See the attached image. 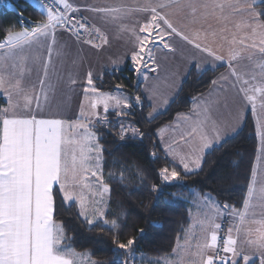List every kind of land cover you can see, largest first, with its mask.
<instances>
[{"label":"snow or ice","instance_id":"snow-or-ice-1","mask_svg":"<svg viewBox=\"0 0 264 264\" xmlns=\"http://www.w3.org/2000/svg\"><path fill=\"white\" fill-rule=\"evenodd\" d=\"M38 7L45 19L37 22L31 29L23 27L16 31L9 27L5 31L3 42H0V93L7 96L8 104L7 107L0 108V264H97L90 258V253L75 250L71 244L73 238L66 235L63 222L56 221L55 214L58 207L71 208L76 204L77 215L89 226L104 215L101 208L93 205L104 203V195L110 193L111 189L103 180V148L99 144L97 133L90 130L88 123H84L88 117L86 107L95 110L98 104L103 103L107 113L109 100H114L117 107L122 102L117 97L99 93L93 86L92 73L89 72L87 84L90 87L84 89L86 104H81L79 119L69 122L63 119L37 118L32 106L35 104L36 110H40L41 95L47 100V93L43 88V79L40 80V93L30 95L25 92L22 86L27 59L24 52L33 44L49 37L54 44L57 29L67 31L75 35L78 41L93 47L101 46L95 40L106 44L107 37L98 27L89 25L87 17L82 15L83 11H90L112 21H122L137 12L145 13L147 19L142 23L138 22V28L129 29L124 24L120 28L121 31H131L134 36L133 48L127 57L131 61V71L137 76L143 75L146 80L148 71L156 72L158 68L156 49L175 51L171 41L176 37L206 53L214 61L225 59L200 42V31L189 35L183 27L178 26L171 18L169 9L187 8L193 16L198 9H204L210 15L219 10L220 16L217 19L221 20L227 19L224 15L226 8L232 14L246 11L247 19L242 20L237 27L244 28L247 34L239 40L233 36L232 43H238L242 50L248 51V55L243 56L241 51L231 50L228 68L229 74L236 81L247 86L241 87L240 91L244 93V99L251 104L253 115L256 116L257 103L264 110V11H256V0H245L243 5L239 0H213L211 4L200 5L191 0L183 4L180 0H157L156 3L146 0L144 4L135 6H95L80 5L75 0H39ZM20 19H23L22 15ZM82 32L84 36L81 35ZM245 59L255 69H259L258 74L254 69L248 71V65L242 66L244 71L238 69L237 65ZM195 67L200 69L199 64ZM116 70H119L118 67ZM44 76H47V63L44 65ZM245 76L249 78L246 79ZM221 79L227 77L222 76ZM72 83L75 84L76 81L73 80ZM211 83L216 84V81ZM116 87L119 90L121 85L117 84ZM89 93L95 99H90ZM14 95L18 99L13 100ZM135 102H141L140 96L135 97ZM129 106L125 100L123 108ZM18 109L26 111L28 115H18ZM118 114L127 115L123 111ZM92 115H96L95 111ZM153 118V113H149L148 119ZM96 123L106 124L107 121L98 119ZM204 123L198 122L189 133L193 139L199 136L198 147L184 155L173 152L171 148L166 149L174 158L178 156L186 174L201 169L203 156L213 147L214 142L221 143L219 129L214 127L213 135L209 138L203 130ZM256 123L258 131L264 127V121L258 116ZM120 128V138L123 140L125 129L123 125ZM77 129H82L83 133L77 134ZM69 131L73 133L72 136L67 135ZM164 131L165 129L160 130L161 133ZM159 175L163 183L181 179L175 168H163ZM254 183L255 173L248 189L250 198L255 192ZM97 196L100 199H96ZM260 199L264 200V188H261ZM205 200H210V197L205 196ZM244 203L246 211L235 212L233 209V214L239 216L241 224L246 220L247 209L250 207L248 199ZM211 208V214L205 217L208 224L206 231L210 235H206L202 244L197 243L194 251L191 243H178L173 252L179 250L187 255L178 256L176 261L169 264H255V261L264 264V227L257 229L254 237L249 230V238L243 244L232 236L234 230L240 232V227L229 228L226 238L219 237L217 230L221 225L214 222V217L221 213V208L214 201H211ZM232 208L231 205H223L224 210ZM104 223L108 222L105 220ZM111 223L112 228L117 227L115 220ZM201 227H205L203 222ZM134 244V238L128 239L127 243L116 241L112 264H129L130 261L135 264Z\"/></svg>","mask_w":264,"mask_h":264},{"label":"trees","instance_id":"trees-1","mask_svg":"<svg viewBox=\"0 0 264 264\" xmlns=\"http://www.w3.org/2000/svg\"><path fill=\"white\" fill-rule=\"evenodd\" d=\"M258 6L264 11V3ZM43 19L45 15L32 0H0V39L9 27L31 29ZM222 68L192 67L169 107L157 113H153L142 81L130 65L106 70L95 81L102 91L121 85L131 103L123 111L127 115L112 111L106 124L94 126L103 148V180L111 189L104 216L89 226L77 215L76 204L71 208L58 207L55 214L56 221L63 222L66 235L73 238L71 244L76 251L90 253L97 264H112L116 241L127 243L134 238L135 264L139 260L140 264H163L166 258L174 259L173 249L190 228L194 191L212 194L219 203L235 209L243 206L259 149L258 131L251 115L234 136L206 154L201 169L188 174L166 155L157 135L178 113L192 108L195 98L210 89ZM136 96L141 98L139 104L135 102ZM4 103L0 98V106ZM149 113L154 115L151 120ZM125 122H131L138 133L129 134L122 124ZM120 125L125 129L123 140ZM163 168H175L181 179L163 183L159 175ZM113 220L116 228H112Z\"/></svg>","mask_w":264,"mask_h":264},{"label":"crops","instance_id":"crops-1","mask_svg":"<svg viewBox=\"0 0 264 264\" xmlns=\"http://www.w3.org/2000/svg\"><path fill=\"white\" fill-rule=\"evenodd\" d=\"M145 2L146 0H75V3L80 5L87 4L95 6H116L121 4L135 6L144 4ZM152 2L156 3L157 0H152ZM191 2L200 5L203 3L211 4L213 0H191ZM239 2L243 5L245 0H239ZM180 3H187V0H180ZM260 3H264V0H256V11H260L258 6ZM169 11L171 13V18L178 26L183 27L189 35L195 31H200V42L211 47L217 54L225 57L223 61H214L213 58L206 53L187 44L179 37H176L171 41L175 51L169 52L159 48L156 49L157 71H148V78L146 80L143 78V75L138 76V79L142 81V89L147 101L152 105L153 110L155 109L153 113H157L169 107L179 93L182 83L188 76L192 67H195L197 64H199L201 70L223 67L222 71L215 79L216 84H212L208 91L198 95L189 111L178 113L172 122L162 126L157 132L158 139L166 155L173 162L182 166L178 156L174 158L166 149L171 148L173 152L184 155L189 153L191 149L198 147L199 136L197 135L196 138L193 139V137L189 135L191 129L195 127L198 122H205L203 130L208 134L209 138L213 135L214 127L219 129L222 143L226 139L234 136L244 126L249 115H251L252 118L254 117L255 123L257 116L264 121V112H262L264 110H261L259 103H257L256 116L253 115L251 104L244 99V93L240 91L241 87L247 86L242 85L229 74V52L231 50H237L241 51L243 56L248 55V51L242 50L238 43H232L233 36L239 40L247 34L244 28L237 27L242 20L247 19V12L232 14L231 10L226 8L224 10V15L227 19L221 20L217 19V17L220 16L219 10H217L214 15H210L206 14L204 9H198L195 16H193L187 8L174 7L169 9ZM208 12L210 13L211 9H209ZM82 15L87 17L91 25H95L100 29V32L107 37L108 42L104 44L101 40H95V43L101 46L93 47L91 44L78 41L75 35L57 29L54 44L52 43L51 37H49L48 39H42L33 44L31 48L26 49L24 52V56H26L27 59L24 64L25 72L22 86L26 93L35 95L40 93V80H44L43 88L47 93V100H44L43 95H41L40 110H36L35 104L32 106L33 112L36 114L37 118L63 119L74 122L80 118L81 104H86L84 100V89L90 87L87 84V75L91 72L93 86L99 93L117 97L122 102L121 106L117 107L115 106L114 100H109V110L107 113L104 111L103 103L98 104L95 110L86 107L88 117L84 120V123H88L90 125V130L95 131L94 126L98 124L96 123L98 119H106L110 112H122L128 110L130 107L123 108L125 100L129 105L131 103L130 96L123 89L120 88L118 90L116 88L111 91H102L96 86L95 81L99 79L106 70L115 69L117 67L118 69H122L127 65L131 66V61L128 60L127 57L131 54L134 36L131 31H121L120 25L124 24L129 29L133 27L138 28V22L142 23L147 19V14L138 12L133 13L122 21H112L108 18H101L99 15L90 11H83ZM19 30H22V28L16 29V31ZM0 42H3V39H0ZM49 47H51V53H49ZM45 63H47L46 77L44 76ZM233 63L235 64L236 62ZM243 65H248V71L254 69L257 74L259 73V69H255V66L249 64L246 59L241 61L240 65H237L238 69L244 71ZM222 76L227 77V79H221ZM245 78L248 79L249 77L245 76ZM73 80L76 81L75 84L72 83ZM257 80H259V75H257ZM89 97L90 99H95L92 93H89ZM0 98L5 101L0 108L7 107V96L0 93ZM16 99H18V97L14 95L13 100ZM93 111H95L96 115H92ZM17 114L20 116L28 115L26 111L19 109L17 110ZM185 117H189V119H185ZM161 129H165V131L161 133ZM76 133L82 134L83 130L77 129ZM262 134H264V131ZM67 135L72 136L73 133L69 131ZM258 137L260 143V131H258ZM217 145L219 144L214 142L212 148ZM210 150H208L207 153ZM205 156L206 155L203 156L202 163ZM257 157V161H255L254 165L255 173L260 159L259 149ZM93 191L95 192L96 189L94 188ZM192 194L194 200L192 208L190 209V212L192 211V214L190 213L191 225L194 220L195 203L198 200L207 203L206 205L209 207H211V201L216 202L220 207L223 205L219 203L217 199L216 201L205 200L204 196H206V194H200L197 191H194ZM108 197L109 193H106L103 198L104 203L93 205V207L101 205L105 214L108 207ZM98 198L97 196L96 199ZM258 198L259 197L255 198L254 194L250 198L248 191L246 199L249 200L250 207L247 209L248 215L243 224H241L239 216L233 214L231 209H228L232 214L229 228L235 229L236 227H240V232L237 233L234 230L232 236L241 244L249 238L247 235L249 230H251L252 233L256 232V226L260 225V223V228L264 227V207H259L260 205L262 206L263 202L260 203ZM244 211H246L245 203L241 208L235 209V212ZM228 219L229 218L225 216L223 221L222 227L226 230L225 232H228V221H230ZM242 232L243 235L245 233L246 235L242 236ZM178 254L179 250L174 253V259Z\"/></svg>","mask_w":264,"mask_h":264},{"label":"rangeland","instance_id":"rangeland-1","mask_svg":"<svg viewBox=\"0 0 264 264\" xmlns=\"http://www.w3.org/2000/svg\"><path fill=\"white\" fill-rule=\"evenodd\" d=\"M262 112H264V111H262ZM122 124H124V126H126L128 132H130L129 134H137L138 133V130L136 129V127L131 122H125V123H122ZM133 129H135L136 132H134ZM262 130L264 131V127H261L259 129V131H260V140H261L260 143H259L260 159L258 161V167H257L256 173H255V170L253 169L252 177H251L250 182H249V185L253 183V178H254V173H255V183L253 185V187L255 189L254 197L255 198L259 197L258 198V201L260 203L263 202L262 206L261 205L259 206L261 208L264 207V200H261L260 199L261 188H264V134H262V132H263ZM247 193H248V191H247ZM206 196L210 197V200H215L216 201V197L214 195H212V194H206ZM98 199H100V198H98ZM245 200H246V198H245ZM206 204L207 203L200 202L199 200L195 203V213H194V220L192 221V225L187 230V233L185 234V236L183 237V239L180 242H178L180 245H185L186 243H191L192 250L193 251L195 250V245L197 243L202 244L204 242V240H205L206 235H210L206 231V229L208 227V224H207V221H206L205 217L207 215H210L211 214L212 208L209 207ZM223 205H225V204H223ZM223 205H221V207H220L221 208V213L219 215H217V216L214 217V222L220 224L221 225V228H222V229L220 228V230H217L218 231V235L220 233L226 231L222 227L225 216H227V218H229L228 220H230V221H228L229 222L228 223V229H229V224H231V220H232L231 219L232 218L231 217L232 214L230 213L229 210H227V212H226V210L223 209ZM98 207L101 208V205L98 206ZM106 207H107V205H106ZM101 209H103V208H101ZM233 209L235 210V208H232L231 210L233 211ZM190 213L192 214V211ZM202 222L205 225L204 228L201 227V223ZM249 222H250V220H249ZM260 225H261V223H260ZM260 225L256 226V228L257 229H260ZM255 233L256 232H253V235L254 236H255ZM225 234L227 235L228 232H225ZM245 235H246V233L243 235V232H242V236H245ZM186 255H187L186 252L179 251V254L176 256L175 259L166 258V259L163 260V264H169V262L176 261L178 259V256H185L186 257ZM137 264H140V260H139V263H137Z\"/></svg>","mask_w":264,"mask_h":264},{"label":"built area","instance_id":"built-area-1","mask_svg":"<svg viewBox=\"0 0 264 264\" xmlns=\"http://www.w3.org/2000/svg\"><path fill=\"white\" fill-rule=\"evenodd\" d=\"M33 2H35L36 4H38L39 5V0H32ZM88 20V19H87ZM88 22H89V25L91 26V23H90V21L88 20ZM81 35L82 36H84L85 34L82 32L81 33ZM219 237H222V238H226V234H225V232H222V233H220L219 235H218ZM222 240L220 241V246L222 247ZM221 254H223V253H221Z\"/></svg>","mask_w":264,"mask_h":264}]
</instances>
